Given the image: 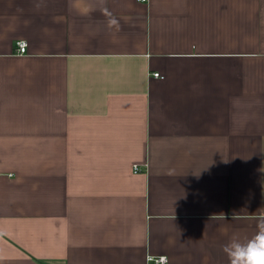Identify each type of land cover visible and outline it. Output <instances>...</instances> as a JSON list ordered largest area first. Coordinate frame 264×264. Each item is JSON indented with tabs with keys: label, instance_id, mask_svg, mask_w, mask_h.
<instances>
[{
	"label": "crops",
	"instance_id": "1",
	"mask_svg": "<svg viewBox=\"0 0 264 264\" xmlns=\"http://www.w3.org/2000/svg\"><path fill=\"white\" fill-rule=\"evenodd\" d=\"M261 217L264 0H0V264H229Z\"/></svg>",
	"mask_w": 264,
	"mask_h": 264
},
{
	"label": "clouds",
	"instance_id": "2",
	"mask_svg": "<svg viewBox=\"0 0 264 264\" xmlns=\"http://www.w3.org/2000/svg\"><path fill=\"white\" fill-rule=\"evenodd\" d=\"M111 25L118 26V21L113 18ZM222 251L229 264H264V217L258 220L254 236L244 242L232 239L223 245Z\"/></svg>",
	"mask_w": 264,
	"mask_h": 264
},
{
	"label": "built area",
	"instance_id": "3",
	"mask_svg": "<svg viewBox=\"0 0 264 264\" xmlns=\"http://www.w3.org/2000/svg\"><path fill=\"white\" fill-rule=\"evenodd\" d=\"M140 3H146L149 0H137ZM28 50V43L25 40H20L18 42H16V46H15V53L18 55H24L27 53ZM154 77L163 79L164 76H162L159 73H155L153 74ZM133 171L135 173H138L139 171V166L138 165H134L133 166ZM147 262L150 264H167L168 263V258L167 256L163 255V256H154V255H148L147 256Z\"/></svg>",
	"mask_w": 264,
	"mask_h": 264
}]
</instances>
